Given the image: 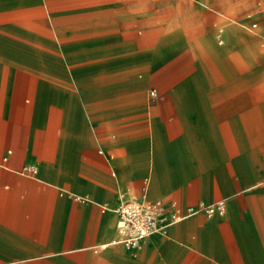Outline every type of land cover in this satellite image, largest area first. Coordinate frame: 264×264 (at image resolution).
Returning <instances> with one entry per match:
<instances>
[{"label": "crops", "instance_id": "0c3cea01", "mask_svg": "<svg viewBox=\"0 0 264 264\" xmlns=\"http://www.w3.org/2000/svg\"><path fill=\"white\" fill-rule=\"evenodd\" d=\"M0 264H264V0H0Z\"/></svg>", "mask_w": 264, "mask_h": 264}, {"label": "built area", "instance_id": "2783aa9c", "mask_svg": "<svg viewBox=\"0 0 264 264\" xmlns=\"http://www.w3.org/2000/svg\"><path fill=\"white\" fill-rule=\"evenodd\" d=\"M3 160L5 161L6 157ZM34 172L35 166L33 165H25L21 170V173L24 174H33ZM201 210L207 216L223 214L225 201L218 200L201 206ZM115 212L117 215V237L112 239L110 243H121L131 248L154 233L163 234L168 225L179 222L196 211L192 207L181 210L174 201H151L143 193L140 198L124 197L116 207ZM106 246L107 244H102L98 248L104 249Z\"/></svg>", "mask_w": 264, "mask_h": 264}, {"label": "rangeland", "instance_id": "374dc122", "mask_svg": "<svg viewBox=\"0 0 264 264\" xmlns=\"http://www.w3.org/2000/svg\"><path fill=\"white\" fill-rule=\"evenodd\" d=\"M234 9V8H232ZM121 83V84H120ZM118 84H120V87H125V85H127V87H129V82L128 83H125V80L124 79H118ZM124 90H126V88H124ZM149 97H151V93L150 91H147Z\"/></svg>", "mask_w": 264, "mask_h": 264}]
</instances>
